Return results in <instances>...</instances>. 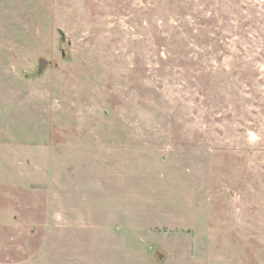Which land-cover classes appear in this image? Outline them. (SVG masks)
Returning <instances> with one entry per match:
<instances>
[{
  "label": "rangeland",
  "instance_id": "obj_1",
  "mask_svg": "<svg viewBox=\"0 0 264 264\" xmlns=\"http://www.w3.org/2000/svg\"><path fill=\"white\" fill-rule=\"evenodd\" d=\"M0 264H264V0H0Z\"/></svg>",
  "mask_w": 264,
  "mask_h": 264
},
{
  "label": "water",
  "instance_id": "obj_2",
  "mask_svg": "<svg viewBox=\"0 0 264 264\" xmlns=\"http://www.w3.org/2000/svg\"><path fill=\"white\" fill-rule=\"evenodd\" d=\"M62 36H63V34H62ZM63 38H64V36H63ZM43 63H44V61H41V66H43Z\"/></svg>",
  "mask_w": 264,
  "mask_h": 264
}]
</instances>
